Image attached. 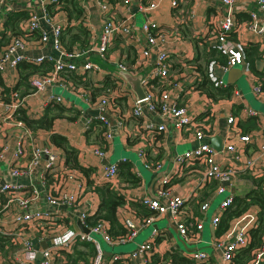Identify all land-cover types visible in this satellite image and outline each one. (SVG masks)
Segmentation results:
<instances>
[{"label":"built area","instance_id":"built-area-1","mask_svg":"<svg viewBox=\"0 0 264 264\" xmlns=\"http://www.w3.org/2000/svg\"><path fill=\"white\" fill-rule=\"evenodd\" d=\"M20 0H0V16L2 21L6 19L9 11L12 10V4ZM219 4L226 6V11L219 15L208 18V28L211 32L209 42L211 47L215 48L219 54L224 56L223 60L212 58L208 61L206 72L209 80L216 86H226V81L218 72H224L235 65H243L245 70H249V63L245 55L246 41L237 35L241 25L253 32L264 34V0H256L258 7L262 10L259 14L251 11L249 18L245 21H239L235 16L233 7L234 0H215ZM58 3L60 0H48L45 4L44 0L40 1V10L37 11L29 8L26 15L18 21L20 33L12 34L8 42L0 48V72L17 67L18 62L27 60L32 64H42L50 62L51 67L45 71L32 72L27 77L29 91L21 92L15 84H8L7 81L0 83V121L6 122L14 126L17 133V146L11 151L8 160L7 170L12 176H28L31 177L33 170H39V180L44 185L40 189L34 183H30L29 188L24 191L26 186L21 183H11L7 181L0 182V194L5 196V200H0V214L9 211L8 208L12 203H15V209L12 211L10 221L14 229H7L0 224V232L11 235V242L18 244V251L15 255L18 264H56L54 257H61L63 250L70 252L72 246L79 241H90L94 244L95 252L87 260L75 259L64 260L61 264H114L118 258H138L141 263H147L152 252L150 242L142 241L137 243L136 247L126 253L115 254L109 258L105 256V252L101 242L94 234H98L104 242L113 245L133 239L138 233L141 226L154 220L156 215L165 214L174 219H177L178 213L181 211L184 203V197L171 190L170 179L167 175L160 177L157 181L156 196L149 195L135 196L132 199L154 210L147 216L140 215L136 208L125 200L118 208L120 219L124 227V232L116 237L108 233V222L104 219L92 226L85 223V218L88 212L86 208H80V195L87 188L86 179L76 173L75 169H70L65 165L61 172L62 180L60 184L57 181V176L60 172L57 169V164L64 161L61 155V149L52 145H40L34 141L31 128L24 123L21 118H18V112L25 108L26 98L29 95H35L38 92L47 91L54 84L64 86L77 94H80L84 99L97 110V113L88 121H86L87 129L94 128L95 122L104 126L102 130V146L97 143L91 145L92 151L103 158H108L111 152V140L113 131L125 133L127 137L136 136L141 140L140 144L135 147V152L140 157L146 168L157 169L162 164V159L156 161L148 160L146 155V147L152 149L155 153V147L162 145L163 132L166 129L165 122L172 121V126L175 130L192 129L193 138L196 140V145L181 152L176 157V162L182 165L185 161L197 162L202 167V179L204 181H215L216 191L223 193L229 185L234 181L239 170L248 171L253 177H259L264 173V140L258 145V160L252 158H242L241 153L244 150L243 146L236 145L234 139H238L242 144L252 140L250 133H242L238 131L236 124L238 117L234 114L227 116V123L231 126L228 129L227 142L224 144V149L231 155L226 157L225 161L217 158V153L223 151V148L216 150L206 139L209 135L204 124L188 110L186 103H178L176 99L170 98L171 88L162 89L159 86H164L169 83V68L170 51L167 48L168 40L177 34L173 32L172 27L156 25L153 22L144 21L141 25L145 34L141 40L138 33H135V13L129 10L124 12L123 8H128L131 0H97L98 8L102 14V24L96 43H89L86 46H81L75 43L70 50H67L59 39L63 26L66 21L55 20L48 10V4ZM158 0H139L138 10L147 11L156 8ZM171 7L174 8L175 23L180 19L184 21L192 20L194 10L190 7L187 11L182 10L178 0H171ZM26 9V8H25ZM5 22V21H4ZM82 22L84 26L88 25L87 19H75L71 22L73 25ZM40 33V39L46 41L51 39L53 48L56 54L52 52H40L38 55L31 56L25 52L28 44V38L34 33ZM236 37L233 38V34ZM117 37L123 38V42L132 44L136 51L134 65L141 68L146 63L152 52L155 53L154 66L147 75L141 76L140 84L144 91L141 98L135 96L132 100L129 113L125 114L120 109L117 103V96L126 93L127 89L122 83H117L111 90H106L100 93L97 97L92 98L86 94V90L77 86L67 76L68 70H78L76 60L90 52L95 51L100 58H106L107 51L114 45ZM180 38V37H179ZM181 39V38H180ZM53 63V64H52ZM117 67L122 71H127V65L122 60L116 61ZM82 72L97 68V65L91 61H86L81 66ZM80 72V71H79ZM81 72V73H82ZM157 78L159 85L153 83L152 79ZM201 75L195 71V81H199ZM176 85V83H174ZM196 87V84H194ZM201 90L200 88L196 87ZM253 90L256 93L262 92L261 82L253 85ZM177 95V94H176ZM178 96V95H177ZM62 100L60 94H54L51 91L46 94V102H59ZM203 110L208 109L207 105L213 103V98L206 95L204 100ZM148 112L147 114H145ZM115 116L113 123L110 122L108 114ZM249 114H254L255 111L248 110ZM133 117L137 121L134 124V129L131 130L126 125V119ZM154 117L156 119H154ZM264 126V121H263ZM157 134H162V138H157ZM30 143L31 156L27 164L19 166L18 158L24 152V144ZM8 148L5 143L0 149V159L4 158V152ZM120 160H126L123 157ZM240 161V162H239ZM238 162V163H237ZM58 164V165H59ZM42 169V170H41ZM54 170L53 179L48 180L47 172ZM53 174V173H52ZM93 183L101 180H108L116 187L118 184V166L116 161H107L102 164L99 169L94 170L91 174ZM69 179V181H68ZM261 190L264 196V181L261 184ZM41 196L47 203L60 208V215L67 216L66 208L75 207L77 215L81 222L89 227L88 232H83L76 229H68L62 224L59 232V241L53 245L43 247L41 241H46L49 236L48 229H37L30 226L38 227V222L46 217H50L51 211L39 207V199ZM233 201L231 194H227L220 202L219 211L211 217V224L217 226L223 210ZM35 203V205H33ZM37 204V205H36ZM208 206V201H204L200 208L202 211ZM0 215V223H1ZM258 216L251 209H245L239 216L230 221V225L226 230L216 236L212 243L221 249L222 258L229 264L233 262V255L240 247L249 245L251 237V228L257 225ZM203 227L200 218L186 217L176 220V228L178 233L186 241H197L199 239L198 231ZM18 228H21L18 230ZM36 231L39 234H36ZM159 233L156 232L155 235ZM32 238L38 242V246L34 245ZM7 248V246H5ZM40 251L41 256L36 257V252ZM264 255V234L263 241L259 246L252 249V257L248 264H260V260ZM207 254L203 251H193L190 253V258L195 261H203ZM167 264H176L168 262ZM261 264H264V260Z\"/></svg>","mask_w":264,"mask_h":264},{"label":"crops","instance_id":"crops-1","mask_svg":"<svg viewBox=\"0 0 264 264\" xmlns=\"http://www.w3.org/2000/svg\"><path fill=\"white\" fill-rule=\"evenodd\" d=\"M40 1L41 0L16 1L12 4L13 8L8 14L11 12H24L26 14L29 8L39 11ZM75 1L79 8L77 13L73 11V6L69 3H65L64 5L51 4L49 10L54 19L58 21L64 22L70 20V22H73V20L78 18L87 19L88 25L85 27L88 30V34L85 44L96 43L102 24V14L98 8L97 0ZM138 1L139 0H131L127 6L128 8L123 9L124 12L129 10L135 13L134 30L135 33L139 34L141 40L145 36L141 27L145 20L153 22L156 25L172 27L173 32L177 34V37H175L176 35L172 36L166 44L170 51L171 66L169 68V83H165L163 87L171 88L170 98L176 99L180 104L186 103L188 110L197 115V118L204 124L206 127L205 130L209 134L206 136V139L211 145L213 142L212 146L216 150L222 149L227 142L228 129L231 127L226 121L227 116L229 114L236 115L238 117L236 122L238 131L250 133L252 140L242 144V142L236 138L234 139V143L244 147L241 153L242 158L249 157L258 160V145L264 140V87L262 86V92L256 93L253 90V85L259 81L264 85V34L253 32L246 28L244 24L241 25L237 35L246 41V58L250 62L249 70H245L244 66L241 64L232 66L224 72L218 70L226 81V85L231 87V93L230 95L213 99V103L207 105L208 109L203 110L207 93L194 86V69H198V67L199 69L203 68L208 53L210 54L208 46L211 43L209 42L211 39V32L207 26L208 18L213 16L219 17L220 14L226 11L227 7L219 4L215 0H178L182 10L187 11L192 7L194 16L192 20H188L187 22L180 19L179 22L175 23L173 14L174 8L171 7V0H158L157 7L147 11L138 10ZM47 2L48 0H44L43 4L46 5ZM233 7L235 16L239 21L247 20L251 11H255L259 14L262 13L256 0H234ZM4 21L5 19L2 21V16H0V48L8 42L12 34L17 32V22L15 28H12L9 23H5ZM78 24L84 26L82 22L76 23L74 26ZM233 36L236 37V33H234ZM25 52L31 56L38 55L40 52H52L56 54L51 39L42 41L39 32H34L28 38ZM135 58L136 51L133 45L125 43L123 42V38L117 37L114 45L108 49L106 58H100V56L93 51L76 60L78 70L75 72L77 74L82 72L81 66L86 61L93 62L97 65V68L85 71L87 81L84 85L75 84L83 87L87 95L95 98L107 87L122 83L127 91L124 94L118 95L117 103L122 112L128 114L132 100L136 96V92L121 74L122 70L120 71L117 67L116 61H124L127 65V72L130 74H140L144 76L151 72L155 64V53L152 52L141 68H137L134 65ZM29 72L28 68H10L0 72V79H2V81H7L8 84L17 85L19 90L24 93L29 91V84L25 81L26 76L24 77V75ZM152 81L157 85L160 84L157 78H153ZM174 83H176V85H174ZM50 91L54 94H60L62 100L59 102H46V94ZM26 106L29 110L28 115L32 119L45 118L48 120L53 116L50 127L35 126L34 123L29 125L32 130L34 141L40 145H52L58 148V146L51 141L50 134L56 132L65 136L68 143L77 149L78 162L83 166L92 167L93 170L99 169L102 164L106 163V160L109 162L111 161L110 156L114 154V147L117 146L119 157L116 162L126 157L127 160L132 162V169L140 176L139 182L135 185L126 184L124 181L120 180L119 177L117 186L123 198L130 201L131 205L136 208L140 215L147 216L154 210L132 200V198L145 194L155 197L158 179L167 175L170 179V185L173 186L171 190L184 197V203L181 211L178 213L177 219L181 217L185 219L186 217H197L202 221L203 227L198 231L199 239L191 242L186 241L178 233L176 228L177 219L165 214L156 215L154 220L140 227L133 239L113 245L106 242L103 244L101 243L107 258L115 254L126 253L136 247L137 243L147 241L152 245V252L149 261L144 264H167L170 261L176 264H229L222 258L221 249L212 243L221 231L218 233L216 227L211 224V217L219 211L220 202L227 194H231L233 197V201L229 205L233 207L235 205L234 200L237 196H243L249 190L256 187L255 180L261 183L264 181V173L259 177H253L248 171L239 170L232 184L229 185L223 193H218L216 191L215 181H204L202 179V167L199 163L185 161L179 166L180 164L176 162V157L181 152L196 145L192 129L184 128L177 131L172 126V121L167 120L165 122L166 129L163 132V142L159 147V155L162 159V164L157 169H149L144 166L140 157L135 152V147L137 144L141 143V140L138 141L139 138L137 139L136 136H130L128 138L126 135H123V133L114 130L111 140V152L107 159L96 155L92 151L91 145L102 141L99 130L87 129L86 121L90 120L97 113V110L80 94L59 84H54L52 87H49L47 91L27 96ZM60 108H63L61 112ZM248 110H253L255 113L249 114ZM147 113L148 112L145 114ZM68 115L73 117H69ZM108 117L110 122L113 123L115 116L109 113ZM154 119L156 118L154 117ZM126 122L128 128L133 130L134 124L137 121L130 116L126 119ZM17 133L18 130H16L14 126L0 121V149L5 143L8 145V148L4 152V158L0 159V182H22L26 186L24 191L29 188L30 183H34L38 188L43 189L44 185L41 183V179L39 180L38 169L33 170L31 177L12 176L7 170V159H9L11 151L17 146ZM61 155V159H64L62 150ZM230 155L231 154L223 148V151L217 153V158L221 161H225L226 157ZM30 156L31 149L28 139L24 144V152L18 158L17 164L19 166H24L29 161ZM64 162L65 161H62L60 164L58 162L59 165L57 164V169H55L60 172V176H57L59 184L62 180H66V178L61 179L64 173L61 172V170L64 169ZM52 173L47 172L49 180L53 179V175L55 176L54 170ZM101 182L111 184L105 180ZM84 190L85 191L80 195L79 205L80 208H87L88 213L91 214L98 208L100 196L95 190V187L92 188L90 185ZM0 200L4 201L5 196L0 194ZM247 200H249V197H247ZM204 201H208V206L205 211H202L200 205ZM39 204V207L51 211L52 215L40 220L38 222V227H30L50 230L49 236L46 239L47 245L58 243V234L61 231L62 224L68 227V229H75L73 225V216L77 215L79 209L76 210L75 207L66 208L68 212L67 216H61L60 208H56L47 203L42 196L39 199ZM14 205L15 203H12L8 208L9 211L0 214L2 218L0 224L7 229H14L17 227L10 221L12 211L15 209ZM33 205H35V203ZM229 206H227V208ZM247 208L254 211L257 215L260 210L256 202H251ZM20 229L21 228H18V230ZM156 232L159 234L155 235ZM0 233L4 234L2 232ZM36 234H39V232L36 231ZM4 235H7L8 239L3 247H0V264H18L15 255L20 252L18 251L19 245L11 242V235ZM32 240L34 245L38 246L37 240L35 238H32ZM42 242L43 241H41V245ZM5 246H7V248ZM82 248V245L79 246V244H74L70 252L63 250L64 252L60 253L61 257H54V262L56 264H61L62 259H75L78 257L77 250L80 249L83 251ZM193 251H203L207 254V257L203 261L192 260L190 258V253ZM251 256L252 250L249 258L240 264H248ZM263 260L264 255L259 263L261 264ZM114 264L143 263H141L138 258H118L114 261Z\"/></svg>","mask_w":264,"mask_h":264},{"label":"trees","instance_id":"trees-1","mask_svg":"<svg viewBox=\"0 0 264 264\" xmlns=\"http://www.w3.org/2000/svg\"><path fill=\"white\" fill-rule=\"evenodd\" d=\"M65 3L66 4L69 3L71 6H73V11H75L76 13L79 11V8L76 5L75 0H60V2H58V3L54 2L51 4H60V5L62 4V5H64ZM51 4L48 5V8H47L48 10H49V6ZM25 15L26 14L24 12L23 13L11 12L6 17L5 23H9L12 28H15L16 22L18 25V21L22 17H24ZM17 33H20V29L18 28V26H17V32L15 34H17ZM87 34H88V30L85 26H83L81 24L74 26L70 22V20H68L67 23L63 26V28L61 30L59 39L62 42V44L64 45V47L67 50H70L75 43H78L81 46H86L87 44H85V43L87 41ZM233 38H235V37L233 36ZM208 49H210L209 50L210 54L207 52L208 57H207V60L205 62L204 67L201 69H199V67H198V69H196V68L194 69L195 71L199 72V74L201 75V79L199 81H195L196 87L200 88L202 91L207 93V95L213 99H216V98L222 97V96L230 95V93H231V87L230 86L226 85V86H222V87H216L209 80V78L207 76L206 67H207L208 61L212 58H218L220 60L224 59V56L222 54H219L215 48L208 46ZM246 50L247 49L245 47V55H246ZM248 63L250 66L249 61H248ZM17 67L18 68L20 67V69H22V68H28L29 69L30 72L28 74L24 75V77L26 76L25 81L27 82V77L30 73L45 71L46 69L51 67V63L50 62H44L42 64H32V63L28 62L27 60H21L20 62H18ZM85 75H86L85 72L77 74L73 70H68L66 72V76L72 82H74V84L78 83V84L84 85L87 81ZM1 82H2V79H0V83ZM109 85H111V84H109ZM262 86L264 87V85L261 84V88H262ZM114 87L115 86L107 87L102 92H105L106 90H111ZM159 88L162 89L163 86H159ZM62 110H63V108H60V112ZM17 117L21 118L24 121V123H26L28 126L30 124L34 123L35 126H44V127H50L52 119H53V116L51 118H49L48 120L45 118L32 119L28 115L27 110L25 108H22L18 112ZM69 117H73V116L70 115ZM98 123H100V122H95L94 128H90V130L91 129H98L100 132L101 141L104 142L102 139V135H101L102 130L104 129V126H102ZM157 138H162V134H157ZM50 139L53 143H55L58 147L61 148L63 155H64L65 165L70 169H72V168L75 169L77 174L82 175L86 179L87 185L88 186L90 185L92 188L95 187V190L99 193L100 201H99L98 208L95 210V212H93L91 214H89L87 212V215L85 218V223L88 226H92V225L96 224L98 222V220L104 219L108 222V233L111 236L116 237L118 234L123 233L125 229L122 225L120 215L118 212V208L121 205V203H123L125 201V199L123 198L118 187H116L114 184H112V182H110L108 180H105V181L110 182L112 185L109 183H102L101 181H103V180L98 181L97 183H93V179L91 178V174L94 171L93 168L79 164L78 159H77V149L68 143L66 137L59 134V133L52 132L50 134ZM102 142L99 141V143H97V144L99 146H102V144H101ZM160 146L161 145L155 147V150H156L155 153H152V149L150 147H148V146L146 147V155H147L148 160L156 161L158 159H161V157L159 155V147ZM117 166H118V179L120 177V180H122L126 184H130V185H135L139 182L140 176L137 175L136 172L132 169V162L130 160H127V159L123 160V161L119 160L117 162ZM46 177H47V174H46ZM255 182H256V184H255L256 187L249 190L243 196H237L234 200L235 205L233 207L232 206H229L228 208L226 207L223 210L224 212L221 214L222 217L220 216L221 218L218 222V225L216 226V230L218 233L220 231L223 232L230 225V221L233 218L239 216L245 209H247L248 205L251 202H256L260 207V210H259L258 215H257L258 216L257 225L254 226L253 228H251L252 239H251L249 245H247L245 247H240L235 251V253L233 255L232 264H240L243 261H245L247 258H249L251 250L256 246H259L263 241V234H264V196H263V193L261 190V184L262 183L258 180H255ZM88 183H90V184H88ZM247 197H249V200H247ZM128 203L131 205L130 201H128ZM7 239H8L7 235L0 233V241H1L0 247H3V245ZM76 244H79V246L82 245L83 251L78 249L77 250V256L78 257L75 259L81 258V259L87 260L95 252L94 244L90 241H79V242H76ZM75 259H72V260H75Z\"/></svg>","mask_w":264,"mask_h":264},{"label":"water","instance_id":"water-1","mask_svg":"<svg viewBox=\"0 0 264 264\" xmlns=\"http://www.w3.org/2000/svg\"><path fill=\"white\" fill-rule=\"evenodd\" d=\"M121 74L130 83L132 89H134V91L136 92V96L138 98H141L144 95V91H143L142 86L140 84L141 75L140 74L133 75L127 71H121ZM212 145H213V142H212ZM106 163H107V160H106ZM73 225H74V228L76 230H81L83 232L89 231V227L87 225H85L84 223H82L80 218L77 215L73 216ZM42 246L43 247L47 246V242L43 241ZM40 256H41V253L39 251L36 252V257L39 258Z\"/></svg>","mask_w":264,"mask_h":264},{"label":"rangeland","instance_id":"rangeland-1","mask_svg":"<svg viewBox=\"0 0 264 264\" xmlns=\"http://www.w3.org/2000/svg\"><path fill=\"white\" fill-rule=\"evenodd\" d=\"M123 135H125V133H123ZM115 151H114V154L110 156V160L111 161H116L118 160V157H119V151L117 152V146L114 147ZM97 239L103 244L104 243V240L101 238L100 235L98 234H94Z\"/></svg>","mask_w":264,"mask_h":264}]
</instances>
